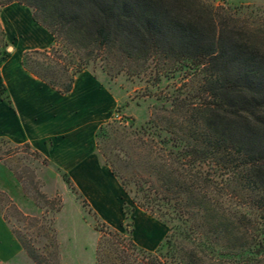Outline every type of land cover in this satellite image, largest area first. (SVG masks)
I'll return each mask as SVG.
<instances>
[{
  "label": "trees",
  "instance_id": "1",
  "mask_svg": "<svg viewBox=\"0 0 264 264\" xmlns=\"http://www.w3.org/2000/svg\"><path fill=\"white\" fill-rule=\"evenodd\" d=\"M12 3L28 8L52 38L49 48L24 52L21 66L60 95L99 61L135 77L151 67L154 83L181 82L182 90L163 99L165 119L136 130L153 143L142 160L110 148L119 119L95 134L99 156L131 204L167 230L155 250L138 248L132 208L123 204L122 232L98 221L95 264H264V14L203 0H0V9ZM248 13L251 23L240 17ZM0 96L10 105L3 86ZM11 233L33 264H57L52 218L42 255L34 241L14 227Z\"/></svg>",
  "mask_w": 264,
  "mask_h": 264
},
{
  "label": "rangeland",
  "instance_id": "2",
  "mask_svg": "<svg viewBox=\"0 0 264 264\" xmlns=\"http://www.w3.org/2000/svg\"><path fill=\"white\" fill-rule=\"evenodd\" d=\"M203 1L224 11L248 7L255 10L258 17L264 14V0ZM240 17L248 23L254 20L249 13ZM0 31L3 32L1 25ZM4 41L5 45H1L0 48V56L5 58L10 55L7 48H10L14 41L7 42L5 36ZM29 43L32 44V39L23 34L20 44L15 48L19 51ZM90 71L104 87L109 89L115 101L111 109L104 113L100 123L104 125L113 119H119L116 120L119 122L116 125L119 134L110 148H113L115 153L120 152V155L132 154L133 158L140 156L139 160H142L143 156L153 151V143H149L151 139L147 137L138 136L136 130L150 120L161 122L165 119L167 115L164 113L163 99H168L172 92L179 89L180 80L168 81L165 78L160 83H154V71L151 67L135 77L132 76L131 70L128 73L121 72V65L114 61L107 65L99 61L90 68ZM180 89L182 90L181 87ZM0 165L1 177L8 174L9 178L11 176V184L7 188L4 186V190L0 188V212L7 218L8 223L5 222L10 231L14 227L22 237H26V241H34V244L31 243L32 247L41 254L40 247L45 243L42 235L52 218L58 253L57 264H95L94 253L99 238V233L95 229L98 227V221L104 222L90 207L82 206L70 187L63 181L61 172L52 165L43 163L42 158L34 156L31 148L26 149L23 145L15 146L5 140L0 141ZM5 171L8 174H5ZM14 172L20 176L19 181L15 178ZM3 184L7 185L4 181ZM15 187L19 190V196H16ZM97 198L95 203L102 207L98 208V212L108 223L105 224L120 232L123 231L121 225L124 222L122 205L132 208L128 223L133 229L132 240L138 248L141 239L147 247H150L156 239L154 247L146 251L155 250L163 241L166 228L146 212L134 208L130 198L124 193L119 199L121 215L112 202L109 205V202L100 199L98 195ZM15 208L23 215L22 219L16 216ZM88 209H91L95 217L88 212ZM20 252L13 264H33L22 249Z\"/></svg>",
  "mask_w": 264,
  "mask_h": 264
},
{
  "label": "crops",
  "instance_id": "3",
  "mask_svg": "<svg viewBox=\"0 0 264 264\" xmlns=\"http://www.w3.org/2000/svg\"><path fill=\"white\" fill-rule=\"evenodd\" d=\"M0 25L6 41H14L7 48L10 55L0 59V88L4 87L10 102L8 105L0 96V141L15 146L28 145L48 164L65 174L104 223L107 222L98 212L102 207L95 203L97 195L109 205L112 202L121 215L119 199L123 191L99 156L95 141L104 113L115 102L109 89L85 70L77 75L68 95L56 93L21 66L24 52L42 51L52 44L51 36L33 22L29 9L17 3L3 7ZM23 34L32 39V44L17 51L15 47L20 44ZM4 173L8 174L7 171ZM8 175L1 177L0 174L2 190L11 184ZM15 193L19 196L17 187ZM143 242L141 239L140 248L151 250L156 239L150 247L144 246ZM20 251L18 242L0 215V264H13Z\"/></svg>",
  "mask_w": 264,
  "mask_h": 264
}]
</instances>
